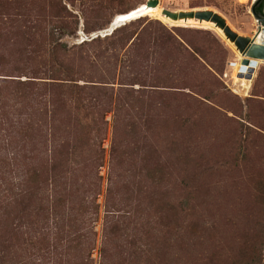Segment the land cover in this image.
Instances as JSON below:
<instances>
[{
	"label": "rangeland",
	"instance_id": "rangeland-1",
	"mask_svg": "<svg viewBox=\"0 0 264 264\" xmlns=\"http://www.w3.org/2000/svg\"><path fill=\"white\" fill-rule=\"evenodd\" d=\"M146 1L0 0V264H48L23 248L34 233L81 237L92 264H264V62L243 91L212 30L146 16L92 37ZM252 1L158 7L250 37Z\"/></svg>",
	"mask_w": 264,
	"mask_h": 264
},
{
	"label": "trees",
	"instance_id": "trees-1",
	"mask_svg": "<svg viewBox=\"0 0 264 264\" xmlns=\"http://www.w3.org/2000/svg\"><path fill=\"white\" fill-rule=\"evenodd\" d=\"M96 39H98V37ZM96 39H92L90 42H93ZM90 42H83L82 45L87 44V43H90ZM53 52H54V50H53ZM8 81H13V80H8ZM18 83L21 84L22 86L24 85V82L22 83V82L19 81ZM60 85H62V88H67L68 89V92H65V94L67 96H70V95L73 96L72 93L74 92V95L76 93H78L79 95H81V97H84V98L85 97H88V93H85L83 91H85L87 89H91L93 87V86H86V85L85 86L68 85V84H60ZM73 88H75V90ZM76 91H78V92H76ZM65 94L62 93V95H65ZM19 95L20 94L18 92L17 93L15 92V94L13 95V97H14L13 100H19L17 102H22L24 98H21ZM58 95L59 94H55V96H58ZM18 96H19V98H18ZM51 96L53 98V95H51ZM8 99H10V97H8ZM91 99L92 98H87L84 101L91 100ZM33 100H35V99H33ZM50 103H52L51 100H50ZM53 105L56 108H58L59 106H61L62 108L67 109V111L68 110L71 111L70 107H72L71 104H70V102L68 100H62V99L55 100V101L53 100ZM89 105H90V103L88 104V106ZM72 109H74V108H72ZM102 119H103V116H102ZM114 128H116V127L114 126ZM108 203H109V200H108ZM55 207L56 208L54 209V212H55V216H56L58 207H57V205H55ZM40 211H42V210H40ZM42 212H44L46 214V213H48V210L46 209V210H44ZM106 212H108V211H106ZM107 214L110 215V213H107ZM23 215H24V217H25V215H28L29 218H27V220H28L27 225H29V227H27V225L25 223L23 225H25V227H27L28 230H29V228H30V230L33 229V226H34V223H35V219H34V221L32 223L31 220H30L32 218V216L29 213H25V209L23 210ZM109 215H106V216H109ZM112 216H114L115 218L117 217L119 219V216L120 215L112 214ZM44 218H45L46 221L49 220V217L48 216L47 217L45 216ZM63 228H60V229H63ZM107 229H108V233H110V237H112L116 241L118 239H120L121 232L120 233L118 232L116 226L113 225L112 228H107ZM123 231H124V229H123ZM108 233H106V235ZM40 236H42V239L41 238H38L37 234L34 233V236L33 237L27 238V239L23 240V243H24L23 248L25 250H27L26 244H28L29 246L33 247V249H29L28 250V251H31V252H28V257L30 259H33V258L41 255L40 256V258L42 257L41 259L48 258V262H47L48 264H70V258L72 256V254L70 253V251H72V250L75 249V250H79V252L83 253V255H85L86 258H87V261L84 260V258H83V260L81 258V262L78 263V264H92V261L90 260V255H89L91 249L89 248V250H88L83 245H80V243H77V242H79L78 239H81V237H76L75 239H72L71 241H69L68 242V248L65 247L64 250L61 251L60 248L64 247V243L62 242V239H60L61 237L58 238L57 241H56L55 233H53V235H52V242H51L49 240V236L48 235H42L41 234V235H39V237ZM93 238H94V236H93ZM127 238H128V236H127ZM74 242H76L77 245H75L73 247H70V244H72ZM93 244H94V242H93ZM117 244H118V242H116V245ZM91 246H92V244H91ZM123 252L126 253L125 251H123ZM121 257L124 258L123 255H122V253H121V256L119 257V259Z\"/></svg>",
	"mask_w": 264,
	"mask_h": 264
},
{
	"label": "bare ground",
	"instance_id": "bare-ground-1",
	"mask_svg": "<svg viewBox=\"0 0 264 264\" xmlns=\"http://www.w3.org/2000/svg\"><path fill=\"white\" fill-rule=\"evenodd\" d=\"M249 0H239L240 4H247ZM145 5V4H144ZM144 5L140 6V11H142L139 16L140 17H156L157 20L162 21L164 23L174 25V26H189L194 28H202L206 30H212L216 34H218L226 43L227 45L234 50V52L237 54V61H236V74L233 78V83L240 84V87L243 89V91H246L249 89L250 84L252 83L255 72L261 63V61H252L250 59H247L243 57L235 48L233 41L230 39L229 32L235 33L231 30V28L227 25L224 18H222L220 15H218L216 12L209 10V9H203V10H196V11H189V12H171L175 15L172 16L170 14H167L166 10H162L163 8L161 6H157L153 9L144 10ZM135 9V10H136ZM133 10V11H135ZM132 11V12H133ZM201 11V12H198ZM202 12H212L215 16L218 17V21L214 20L212 18H206V17H196V13H202ZM193 13V15H192ZM128 13L124 15H118L116 16L112 21L114 22V27L122 25V23H128L131 18L139 17L137 16H127ZM200 30V29H199ZM252 63H255V65H252ZM263 66V65H262ZM242 74V75H240ZM240 75V77H238ZM248 75H251L250 78H247Z\"/></svg>",
	"mask_w": 264,
	"mask_h": 264
},
{
	"label": "water",
	"instance_id": "water-1",
	"mask_svg": "<svg viewBox=\"0 0 264 264\" xmlns=\"http://www.w3.org/2000/svg\"><path fill=\"white\" fill-rule=\"evenodd\" d=\"M159 4V0H147L144 5V10L153 9L156 8ZM258 4V2H257ZM257 4H254L250 7V13L253 16L254 20L257 22V30L253 36L247 37V36H241L237 33L229 32L230 39L233 41L235 48L237 51L245 58L250 59L252 61H261L264 62V15L257 14L255 11V7ZM142 11L140 9H136L135 11L128 12L127 16H139V14ZM169 12V11H167ZM201 12V11H198ZM175 17L174 14L171 12L167 13ZM193 15V13H192ZM196 17H206V18H212L214 20L218 21V17L215 16L212 12H202V13H196ZM143 17H136L131 18L129 21L132 22L134 20L140 19ZM114 21H112L109 25V28L106 31L99 32L95 35H93V38L98 37L97 35H104L109 36L111 35L117 28H120L122 26H125L126 24L130 23H122V25L114 27ZM252 65H255V63H252ZM251 75H248L247 78H250Z\"/></svg>",
	"mask_w": 264,
	"mask_h": 264
},
{
	"label": "flooded vegetation",
	"instance_id": "flooded-vegetation-1",
	"mask_svg": "<svg viewBox=\"0 0 264 264\" xmlns=\"http://www.w3.org/2000/svg\"><path fill=\"white\" fill-rule=\"evenodd\" d=\"M257 2H258V4H257ZM254 4H257L255 7L256 13L260 14V15H264V0H253L250 6H252Z\"/></svg>",
	"mask_w": 264,
	"mask_h": 264
},
{
	"label": "built area",
	"instance_id": "built-area-1",
	"mask_svg": "<svg viewBox=\"0 0 264 264\" xmlns=\"http://www.w3.org/2000/svg\"><path fill=\"white\" fill-rule=\"evenodd\" d=\"M240 75H242V74H240ZM240 75H238V77H240Z\"/></svg>",
	"mask_w": 264,
	"mask_h": 264
}]
</instances>
